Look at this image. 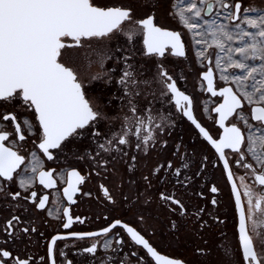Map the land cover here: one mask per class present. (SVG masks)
<instances>
[{"label": "snow or ice", "instance_id": "1", "mask_svg": "<svg viewBox=\"0 0 264 264\" xmlns=\"http://www.w3.org/2000/svg\"><path fill=\"white\" fill-rule=\"evenodd\" d=\"M169 57L200 68L198 90L217 98L202 111L215 114L218 135L198 118L199 102L179 86L187 74L170 70ZM179 120L196 130L199 152L176 135ZM29 144L47 161L69 154L83 161L88 176L104 181L97 199L134 215H104L97 230L53 235L45 264H74L58 241L86 242L72 247L91 258L87 264L98 253L99 264H133V257L135 264H264V0H0V201L12 203L0 224L6 243L29 245L38 232L15 214L29 211L23 201L63 229L85 223L33 190L57 189L58 176ZM214 169L226 179V201ZM59 175L69 204L78 193L92 196L82 192L88 176L77 168ZM225 207L237 221L231 248L203 239L187 261L151 242L157 209L176 240L185 224L192 236L219 231L226 239ZM129 242L136 250L124 259ZM0 264L35 261L0 245Z\"/></svg>", "mask_w": 264, "mask_h": 264}, {"label": "flooded vegetation", "instance_id": "2", "mask_svg": "<svg viewBox=\"0 0 264 264\" xmlns=\"http://www.w3.org/2000/svg\"><path fill=\"white\" fill-rule=\"evenodd\" d=\"M256 0H253L255 4ZM173 28L176 27L175 23L171 25ZM191 55V54H190ZM167 66L171 70L174 66L182 67L183 71L180 73L181 75L187 74L186 81L179 82V86L182 90H186L187 94H192L195 96L196 100L199 102L200 110L197 111V116L201 120V122L209 128L212 134L218 135L220 130L217 125L213 123L209 116H214V113L203 112L202 108L204 106H208L209 108L213 105V102L216 101L217 98L211 97L210 94L201 92L198 90V77L197 73L200 71V68L191 60L185 61L183 65L175 64V58L169 57L167 61ZM152 71H155L154 67L148 65ZM10 130V129H9ZM176 135L178 137H183L186 147L189 151H197L201 150V141L197 138L196 130L190 125L186 120H179L178 126L176 128ZM29 151H37L38 155H41L37 149L31 144L28 145ZM45 159V168L51 169L55 168L57 170L56 175L57 178V189H45L42 185L38 183L35 185L34 189L37 191L38 195H49V208H55L60 206L61 209L63 207H68L70 209V214L73 217L80 216L85 219L84 224L74 223L71 229H63L60 220H57L53 217H49L46 211H41L36 209L29 201H23L24 207L28 208L29 211L24 212L22 209L17 211L15 214H20L26 220L31 222L32 226H35L38 229L37 233L32 234V242L29 245H24L19 242H5V233L0 232V245H4L7 248H10L14 254L20 255L22 257H32L34 258L35 264H45L40 260V257L46 258V248L47 244L50 241V238L57 233H66L68 231H93L97 230L105 225V221L103 220L104 215H110L113 217H121L126 220H133L134 215L133 212H129L128 208H120L119 205L113 208L112 205H106L101 200L97 199L98 196V185L104 182L101 178L92 175L88 176L90 172L89 167L84 164L83 161L75 160L70 154L67 159L62 155L57 160L47 161ZM77 168L81 171L82 175L88 176L84 185H81L82 192H91L92 196H84L82 193H78L75 204H69L66 198L63 197L62 191H58V189L62 190L63 187H66V184L63 183V180L66 179V176H62L59 174L66 173L71 168ZM215 179L220 184L222 191L225 193L224 200H227V185L226 179L221 176V172L219 169H214ZM242 171V170H241ZM13 187V186H9ZM18 190V189H14ZM114 194L117 196V200L119 201V191L114 189ZM54 201H59V205L53 203ZM12 209V203L7 201H0V224H2L7 218H10V212ZM154 220L151 222L156 229L155 236L151 237V242L157 248L161 255L167 256L169 258H182L187 261H191L193 259L192 249L200 244L203 239L209 240V246L215 248L216 240H222L220 245L221 248L225 244L229 245L231 248L237 243L236 237L234 236V225L237 223L235 219H233L232 212L230 208L222 209V217L225 220L224 224H221L219 227L223 229L224 234L226 235V239L220 236L219 231L216 232L215 236L211 234H205L203 237H196L191 235V225L185 224L183 226L182 231L179 234V240H176L168 233V225L167 221L163 214L160 213V210L157 209L155 213H153ZM99 217V218H98ZM40 233H43L41 236ZM73 243L77 246L83 245L84 241L74 242V241H58L57 247L61 250L68 252V258L73 259L74 264H81V262L89 261L91 258L87 257L85 254L81 255H73L76 252V248L72 247ZM65 244L69 247L65 248ZM136 250V246L129 242L124 246L123 252L120 253V256L124 259L128 258V254L132 251ZM99 259L96 260V264H99L100 259H104L102 253H98ZM212 258L215 259V253L213 251ZM235 257L233 256V259ZM133 264H135V257L132 258ZM58 264H63L62 258H58Z\"/></svg>", "mask_w": 264, "mask_h": 264}]
</instances>
